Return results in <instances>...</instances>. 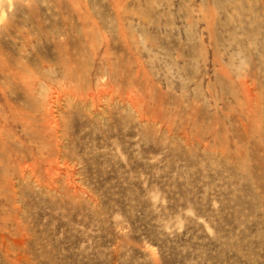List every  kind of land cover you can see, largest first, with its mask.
I'll return each mask as SVG.
<instances>
[{"label": "rangeland", "instance_id": "1", "mask_svg": "<svg viewBox=\"0 0 264 264\" xmlns=\"http://www.w3.org/2000/svg\"><path fill=\"white\" fill-rule=\"evenodd\" d=\"M0 264H264V0H0Z\"/></svg>", "mask_w": 264, "mask_h": 264}, {"label": "bare ground", "instance_id": "2", "mask_svg": "<svg viewBox=\"0 0 264 264\" xmlns=\"http://www.w3.org/2000/svg\"><path fill=\"white\" fill-rule=\"evenodd\" d=\"M13 76H14V73H13ZM18 82V81H17ZM21 83V82H20ZM27 84L28 83H26V86H27ZM99 86V85H98ZM28 87V86H27ZM29 88V87H28ZM88 88V87H87ZM93 88V87H92ZM35 89V88H34ZM33 89V90H34ZM74 94V93H73ZM91 94H94V93H91ZM75 96V95H74ZM78 96V95H77ZM88 96V95H87ZM81 97V96H80ZM84 97V96H83ZM91 98V97H90ZM92 98H94V97H92ZM91 98V99H92ZM72 99V98H71ZM87 100V99H86ZM99 100V99H98ZM139 100V99H138ZM117 101H119V100H117ZM101 102V101H100ZM138 102V101H137ZM88 103H90V102H88ZM119 105H121V103L119 104ZM124 105V104H123ZM138 105V104H137ZM43 108V107H42ZM54 111V110H53ZM140 111V110H139ZM27 112V111H26ZM47 113V112H46ZM150 114V113H149ZM42 115V114H41ZM33 116V115H32ZM29 118V117H28ZM45 119L44 120H46V117H44ZM48 118V117H47ZM32 119V118H31ZM30 119V120H31ZM29 120V121H30ZM43 123H46L45 121H43ZM46 127H47V125H46ZM51 132V131H50ZM48 133V132H47ZM52 133V132H51ZM45 135H47V134H45ZM30 142V141H29ZM50 143V142H49ZM45 144V143H44ZM56 144V143H55ZM60 144V143H59ZM59 144H58V146L57 147H59V148H61L60 146H59ZM18 145H22V144H18ZM38 146V145H37ZM56 146H54V148H57ZM55 150V149H54ZM56 150H59L58 148L56 149ZM61 150V149H60ZM15 154V153H14ZM36 156V155H35ZM55 156V155H54ZM46 157V156H45ZM58 158V157H57ZM53 160V159H52ZM48 161H49V157H46L45 158V160L43 161L44 162V165H46V164H48ZM29 162V161H28ZM36 164V163H35ZM60 164V163H59ZM25 166V165H24ZM35 166V165H34ZM36 166H37V164H36ZM29 167V166H28ZM32 167V166H31ZM22 168H24V167H22ZM36 168V167H35ZM48 168V167H47ZM48 170V169H47ZM46 183V182H45ZM58 183V182H57ZM34 184V183H33ZM47 188V187H46ZM54 190V189H53ZM82 190V189H81ZM23 191V190H22ZM15 192V191H14ZM49 194V193H48ZM68 195V194H67ZM75 195V194H74ZM64 196V195H63ZM11 198V197H10ZM17 206V205H16ZM22 223V222H21Z\"/></svg>", "mask_w": 264, "mask_h": 264}]
</instances>
